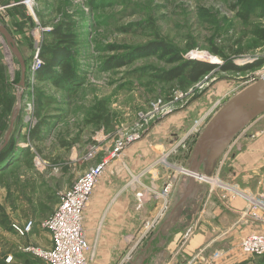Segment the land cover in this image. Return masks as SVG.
Here are the masks:
<instances>
[{
	"label": "rangeland",
	"instance_id": "374dc122",
	"mask_svg": "<svg viewBox=\"0 0 264 264\" xmlns=\"http://www.w3.org/2000/svg\"><path fill=\"white\" fill-rule=\"evenodd\" d=\"M1 2L7 8L0 10V22L12 35L25 70L36 41L40 40L41 52L54 27L63 25L75 40L69 44L68 60V73L75 79L55 82L58 75L39 79L34 74L24 87L19 84L20 63L0 36V145L19 101L17 122L9 134L15 137L13 145L25 151L18 162L0 172V224L8 223L7 216L22 228L32 220L42 243L49 235L41 222L55 209L57 192L96 165L117 140L137 134L125 152L139 143L159 148L157 137H167L170 141L162 146L163 153L154 148L159 155L154 162L168 169L169 176L180 172L177 163L182 167L189 163L199 131L223 104L264 74V39L257 34L264 29V0H33L29 6L20 0ZM158 43L166 44L171 52L158 47L148 53L138 51ZM175 55L182 60L173 61ZM115 59L128 63L107 68L106 62ZM255 59L263 61L252 71L221 68L230 62L243 66ZM185 61L216 67L184 88L178 79L165 82L156 77L159 71H169ZM18 125L23 126L19 133ZM36 127L41 138L28 140L25 136ZM178 141V147L171 150ZM93 146L94 157L86 159ZM203 169L205 177H217L246 193L258 192L264 183V112L234 135L212 168L204 165ZM189 175H185L187 179ZM195 181L218 198L220 188L212 187L211 180ZM198 206L196 201V209ZM164 216L140 239L152 218L142 224L137 234L139 246L155 233ZM216 231L218 235L222 230ZM28 235L30 231L15 236L24 239V246L44 247L26 243ZM14 240L10 235V241ZM238 241L235 238L226 251L201 248L180 256L179 261L264 264V257L241 255Z\"/></svg>",
	"mask_w": 264,
	"mask_h": 264
},
{
	"label": "crops",
	"instance_id": "0c3cea01",
	"mask_svg": "<svg viewBox=\"0 0 264 264\" xmlns=\"http://www.w3.org/2000/svg\"><path fill=\"white\" fill-rule=\"evenodd\" d=\"M1 1L0 5H3ZM157 140L159 148L151 143L150 148L143 143L130 147L108 164L96 183L83 213V228L91 248L90 264H184L185 261L183 263L179 260L186 254L214 247H221L226 251L235 238L240 240L249 232L264 231L263 224L239 218L238 212L246 204L240 197L224 204L216 195L209 193L208 189L200 188L195 183L188 197L179 203L188 179L178 171L169 176L168 169H163L154 162L159 156L154 154V148L161 154L165 150L162 146L170 141L162 135ZM167 148L171 147H166V150ZM190 162L189 157L185 168H189ZM203 168L202 173H205ZM168 176L174 177L171 179L173 187L169 193V209L155 233L139 246L137 234L141 231L142 224L157 212L161 200L149 196L148 191L141 197L136 192L143 188L147 190L150 186L161 188L168 181ZM196 201L199 205L197 209ZM7 219L8 223L0 224V264H44L20 248L24 246V239H17V231L11 229V225L21 224L9 216ZM218 228L222 231L217 235ZM36 229L38 228L32 226L31 236L25 237L28 239L26 243H40L44 247L50 245L49 236L44 241L46 244L42 243L40 237H36ZM10 235L16 238L14 242L10 241ZM128 254L129 259L124 260ZM8 255L11 256L10 260L6 259ZM186 264L192 262L188 261Z\"/></svg>",
	"mask_w": 264,
	"mask_h": 264
},
{
	"label": "built area",
	"instance_id": "2783aa9c",
	"mask_svg": "<svg viewBox=\"0 0 264 264\" xmlns=\"http://www.w3.org/2000/svg\"><path fill=\"white\" fill-rule=\"evenodd\" d=\"M32 2L33 0H20L19 3L29 6ZM4 8L5 6L0 5V10ZM39 43L40 40H37L30 58L31 62L25 70L24 85L26 79L33 77L43 64L39 55ZM261 76H264V74ZM135 136H137L136 133L128 135L127 140H117L114 148L109 151L107 155L103 156L96 165L84 171L71 186L57 192L58 201L55 209L48 218L41 222V227L45 229L49 235L50 245L48 247L27 245L20 248L40 259L45 264H90L89 251L91 248L83 228L84 210L92 196L96 183L108 164L121 156L123 150L131 145L130 143L134 140ZM179 144L180 141L174 144L171 150L176 149ZM94 149L95 146L87 153L85 156L86 159L94 157L96 153ZM177 170H181L180 172L187 176L191 174L188 168L182 166H177ZM195 178L196 180H211L212 187L217 186L220 188L218 199L224 204H228L236 197L244 199L246 204L245 207L238 212L239 218L242 221H250L264 225V183L258 192L252 194L246 193L225 181L223 182L217 177H205L200 174L195 175ZM172 185V182H166L161 188L150 186L147 190L143 188L136 192V195L141 197L145 195V191H148L149 196L161 200L159 210L152 219L145 224L146 226L141 232L140 239L145 238L149 234V230L154 227L157 220L162 218L168 211V195ZM212 187H210V189H212ZM32 225L33 221L28 220L23 228L15 224H13V228H15L19 234L25 235L31 230ZM187 232H185V234H187ZM236 247L241 255L264 257V231H252L245 234L238 241ZM216 256H219V254L217 253L215 257ZM6 259L10 260L11 256L8 255ZM128 259L129 254L124 260Z\"/></svg>",
	"mask_w": 264,
	"mask_h": 264
},
{
	"label": "trees",
	"instance_id": "16d2710c",
	"mask_svg": "<svg viewBox=\"0 0 264 264\" xmlns=\"http://www.w3.org/2000/svg\"><path fill=\"white\" fill-rule=\"evenodd\" d=\"M257 34L260 39H264V29L257 30ZM71 37V35L64 31L63 25H58L57 27H54L51 31H49L47 37L44 39V43L41 49L42 51L40 52L43 64L36 72L37 78L43 79L49 75H58L57 78L54 79L55 82L75 79L71 77V75H69L68 73V60L71 55L69 50V44L75 43V40ZM157 47L161 48L166 53L171 52V50H169L167 48V45L164 43L150 44L145 47H142L138 51L142 50L148 53L149 51H152L154 48ZM138 51H136L135 53H139ZM237 53L241 52L239 51ZM172 60L181 61L182 57L179 55H175L173 56ZM262 61L263 60L255 59L252 62L246 63L243 66H237L230 62L229 65L223 67L221 66V68L223 70H232L238 73L252 71L261 66ZM127 63L128 61H120L118 59H115L107 61L106 66L107 68H113L119 67L122 64ZM55 67H58L60 71L59 69H57L58 71H56L54 69ZM215 67L216 65L209 64L207 62L204 63L200 61H185L178 64L176 67L169 71H159L156 77L165 82H170L175 79H178L180 82V86L184 88L185 86H188L191 83L199 81L203 76H206ZM14 121L17 122V119H14ZM22 127L23 126L18 125V133L19 130L22 129ZM37 128L38 127L30 130L25 137L31 141L39 140L41 138V133H37ZM13 131L14 130H12V132ZM13 138L15 137L9 134L8 137L6 136L4 138L3 142L0 145V172H2V170H5V168L7 169L8 167H10L13 163L18 162L20 160V157L25 153V151H23L20 147H17L16 144L13 145ZM11 229H14L13 224L11 225ZM26 253L29 256L34 257L30 253Z\"/></svg>",
	"mask_w": 264,
	"mask_h": 264
},
{
	"label": "water",
	"instance_id": "95a60500",
	"mask_svg": "<svg viewBox=\"0 0 264 264\" xmlns=\"http://www.w3.org/2000/svg\"><path fill=\"white\" fill-rule=\"evenodd\" d=\"M0 36L5 38L9 48L17 57L21 66L20 85H24L25 63L23 57L15 45L10 32L0 22ZM19 109V101L13 109L10 129ZM264 112V76L259 77L255 82L245 87L229 99L218 112L206 124L202 133L194 143L190 154V175L186 184V190L182 196L183 202L191 193L196 183L195 175L202 173V167L208 165L212 168L215 161L229 145L234 135L240 131L249 121Z\"/></svg>",
	"mask_w": 264,
	"mask_h": 264
}]
</instances>
